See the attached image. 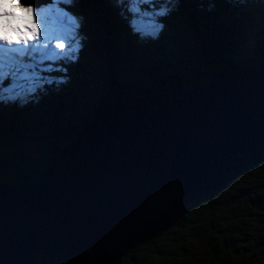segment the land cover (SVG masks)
<instances>
[{"label": "water", "instance_id": "water-1", "mask_svg": "<svg viewBox=\"0 0 264 264\" xmlns=\"http://www.w3.org/2000/svg\"><path fill=\"white\" fill-rule=\"evenodd\" d=\"M130 41L123 46L132 51ZM262 163L264 61L214 71L207 86L177 88L156 108L140 96L116 100L55 153L34 185L0 181V264H114L197 196Z\"/></svg>", "mask_w": 264, "mask_h": 264}, {"label": "trees", "instance_id": "trees-1", "mask_svg": "<svg viewBox=\"0 0 264 264\" xmlns=\"http://www.w3.org/2000/svg\"><path fill=\"white\" fill-rule=\"evenodd\" d=\"M174 3L175 9L162 16L156 38L134 33L130 14L116 0H82L79 9L67 10L84 20L78 59L58 61L62 71L43 73L63 83L45 84L24 104H0V181L18 189L34 185L55 153L73 144L96 111L116 100L140 96L156 108L177 88L207 86L214 71L264 61V0ZM90 6L100 27L92 23ZM126 38L135 46L132 51L123 46ZM261 224L264 163L197 196L114 264H258L264 260L255 256L264 248ZM35 263L90 264L81 259L53 263L46 257Z\"/></svg>", "mask_w": 264, "mask_h": 264}, {"label": "snow or ice", "instance_id": "snow-or-ice-1", "mask_svg": "<svg viewBox=\"0 0 264 264\" xmlns=\"http://www.w3.org/2000/svg\"><path fill=\"white\" fill-rule=\"evenodd\" d=\"M70 2L54 0L46 15L34 16L33 7L22 6L20 0H0V104H24L43 90L45 84L64 82L43 73L62 71L56 67L58 61L78 59L82 47L78 31L80 20L58 7L60 3ZM116 3L130 14L132 31L151 38H156L163 27L158 18L168 15L175 7L174 0H158L157 3L153 0H127L126 4L125 0H116ZM37 19L40 20L39 26ZM50 39L61 42L53 47L48 42ZM5 80L9 81L7 85Z\"/></svg>", "mask_w": 264, "mask_h": 264}, {"label": "rangeland", "instance_id": "rangeland-1", "mask_svg": "<svg viewBox=\"0 0 264 264\" xmlns=\"http://www.w3.org/2000/svg\"><path fill=\"white\" fill-rule=\"evenodd\" d=\"M72 3H73V0H71L70 3H60V4L58 5V7H59L60 9H63L65 14H69V13H67L68 5H70V4H72ZM38 4H39V3H37V5H33V6H32V7H33V10H34V16H35L36 14L46 15L49 6H52V5L54 4V1H53L52 3H48V4H46V5H43V4L38 5ZM175 7H176V5H175ZM175 7L172 9V11L175 9ZM72 16H73V15H72ZM75 17H76V16H75ZM77 18H79V17H77ZM161 18H162V17H159V18H158V22L163 26L162 21H161ZM79 20H80V27H79V30H78V31H79V35H80L81 37H83V34H82V32H81V27H82V25H83V20H82V18H79ZM37 24H38V26H39V24H40V20H39V19H37ZM43 35H44V30H43V28L41 27V28H40V36H41V40H43ZM82 39H83V38H82ZM48 42L51 43L52 46L54 47V46H55V43H57V42H61V41L54 40V39H50ZM33 43H37V42H33ZM66 47H67V46H66ZM57 51H59V49H57ZM97 51L100 52L99 50H97ZM261 225H262V226H261ZM261 225L259 226V229L262 230V231H261V234H260L259 232H258V234H260V235H264V233H263V230H264V224H261ZM258 237L260 238V241H261V236L258 235ZM198 250H200V248L197 247V246H195V247L193 248V251L198 252ZM261 254H263V255H261ZM255 256H256V257H257V256H264V248L261 249V250H258V251H257V254H256ZM263 258H264V257H263ZM90 264H91V263H90ZM258 264H264V260H258Z\"/></svg>", "mask_w": 264, "mask_h": 264}, {"label": "bare ground", "instance_id": "bare-ground-1", "mask_svg": "<svg viewBox=\"0 0 264 264\" xmlns=\"http://www.w3.org/2000/svg\"><path fill=\"white\" fill-rule=\"evenodd\" d=\"M237 2V1H236ZM88 7V6H87ZM103 9V8H102ZM112 12V11H111ZM190 13V12H189ZM196 53V52H195ZM62 67H63V65H62ZM156 101V100H155ZM13 178V177H12Z\"/></svg>", "mask_w": 264, "mask_h": 264}, {"label": "clouds", "instance_id": "clouds-1", "mask_svg": "<svg viewBox=\"0 0 264 264\" xmlns=\"http://www.w3.org/2000/svg\"><path fill=\"white\" fill-rule=\"evenodd\" d=\"M5 7H7V6H5Z\"/></svg>", "mask_w": 264, "mask_h": 264}]
</instances>
